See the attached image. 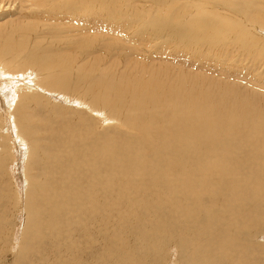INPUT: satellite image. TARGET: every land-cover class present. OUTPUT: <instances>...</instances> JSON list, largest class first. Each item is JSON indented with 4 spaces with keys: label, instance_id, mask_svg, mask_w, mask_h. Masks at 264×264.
Returning a JSON list of instances; mask_svg holds the SVG:
<instances>
[{
    "label": "bare ground",
    "instance_id": "6f19581e",
    "mask_svg": "<svg viewBox=\"0 0 264 264\" xmlns=\"http://www.w3.org/2000/svg\"><path fill=\"white\" fill-rule=\"evenodd\" d=\"M141 1L128 12L156 42L212 32L240 55L211 72L186 46L189 70L157 47L144 61L169 65L62 62L0 19V183L7 165L24 179L0 264H264V0Z\"/></svg>",
    "mask_w": 264,
    "mask_h": 264
},
{
    "label": "rangeland",
    "instance_id": "374dc122",
    "mask_svg": "<svg viewBox=\"0 0 264 264\" xmlns=\"http://www.w3.org/2000/svg\"><path fill=\"white\" fill-rule=\"evenodd\" d=\"M103 1L104 0H94L87 6L84 5L79 7V5L72 2V0H11L8 5L10 7H6V5H4L5 8H3V6L0 7V19L7 20L6 23L9 25L17 24L20 28L28 26L27 30L24 32L27 33L32 42L36 45H40L49 55L62 62L66 60H76L77 62L97 60L103 66L112 64L111 67H121V65L128 62L130 64L139 62L137 60L140 59L143 64H146L144 60L152 55V48L156 49L157 47V49L160 50L168 48L170 54L171 52L176 54V57H172L168 54L170 57L168 60L173 61L171 63L175 65L178 64V66H175L176 68L184 66L185 70H189V66L186 64H188V60L192 59V57L187 58L186 56L172 51V49H174L191 55L185 49L186 46L200 55L201 58L196 57V60L199 63H205L207 72H211L214 67L211 65L219 63L217 58L230 61L236 59V52L237 55H240L239 50L235 52V47L230 46V44L224 40V35H215L212 32L204 34L203 38H198L195 35L193 38L191 37L182 41L181 38L176 39L175 37H171L167 43L165 41H163V43H158L147 33V31H149L148 25L142 21L147 20V18L142 15L128 12L130 6L139 8L145 4L143 1ZM71 5H76L75 9H72L70 7ZM41 29L43 30L41 31ZM134 43H137L139 48L135 47ZM166 44H168V46H166ZM139 49H141L142 54H140L141 51H139ZM147 49L150 51V54L144 52ZM177 55H181L182 57H177ZM161 59L162 58L157 57L156 59L147 61L148 63L146 65H149V62H157L165 65L170 64L165 62L164 59ZM240 62L241 61H239V63ZM242 63L243 67L249 65H244L248 63V60L244 61L242 59ZM209 66L212 67V69L209 68ZM217 68L218 67H215L214 70ZM213 77L217 79L220 78L219 75ZM51 88L53 87H49L48 89ZM64 105L65 104L59 106ZM65 106L69 105L67 104ZM87 118L89 128L92 130L94 128V131L100 126L98 129L99 132L103 127L105 128L108 125L103 121V118L101 120L100 118L96 119L91 116H87ZM60 119L62 120L61 122L67 125L75 121L74 117H63ZM109 123V126H107L108 128L112 127V123ZM60 126L64 127V124L60 123ZM14 165H16V163H14ZM21 166L23 165L19 164L18 168L16 167L14 170L11 169L10 165H7L8 169L6 168L5 175L3 174L4 176L1 179V183L3 182L5 186L11 188L9 196L6 195L7 198H5L3 195V198L1 195L2 200H0V208L3 207L0 210L5 211L6 216L9 215V217L7 216L6 218L8 220L4 223L5 227L9 230V235L5 236V245L8 251L3 255V257L9 260L13 259L17 253V245L19 244L21 235L20 231L24 223V216L20 213L21 203H19V196L16 193L18 189L17 182L21 181L22 183H19L22 184V187L24 186L23 175H21V173L23 174V170ZM5 190L4 185L1 184V193L3 194ZM12 200L13 202H11Z\"/></svg>",
    "mask_w": 264,
    "mask_h": 264
}]
</instances>
